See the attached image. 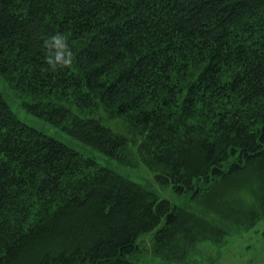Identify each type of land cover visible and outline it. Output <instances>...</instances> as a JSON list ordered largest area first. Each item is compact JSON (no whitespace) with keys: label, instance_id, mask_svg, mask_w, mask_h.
<instances>
[{"label":"trees","instance_id":"1","mask_svg":"<svg viewBox=\"0 0 264 264\" xmlns=\"http://www.w3.org/2000/svg\"><path fill=\"white\" fill-rule=\"evenodd\" d=\"M0 75L31 114L201 204L100 166L0 92V264L181 263L224 243L213 215H264V0H0ZM249 186L259 211L231 203Z\"/></svg>","mask_w":264,"mask_h":264},{"label":"rangeland","instance_id":"2","mask_svg":"<svg viewBox=\"0 0 264 264\" xmlns=\"http://www.w3.org/2000/svg\"><path fill=\"white\" fill-rule=\"evenodd\" d=\"M0 92L16 117L27 125L65 143L84 157L94 159L100 166L114 170L131 181L148 188L162 199H168L187 210H200L201 204L198 201L176 194L170 186L156 183L154 174L132 150L123 154L122 161L113 159L100 150L73 138L59 127L31 114L24 105L26 98L13 91L1 75ZM256 192L253 186L245 187L230 197L231 203H235L238 206L236 207L242 211L247 212L250 209H258L259 211ZM223 199L227 202L226 198ZM218 206H220V210L228 212L222 205ZM260 215L262 214L260 213ZM218 216L220 217V215ZM210 218L217 220L228 232L224 243L201 241L186 261L173 264H264V215L249 229L234 224H226L216 215ZM151 236V234H146L142 240L148 242L151 240ZM140 264H160V262L158 259L147 255L142 258Z\"/></svg>","mask_w":264,"mask_h":264},{"label":"clouds","instance_id":"3","mask_svg":"<svg viewBox=\"0 0 264 264\" xmlns=\"http://www.w3.org/2000/svg\"><path fill=\"white\" fill-rule=\"evenodd\" d=\"M68 62H69L68 59H64V60H62V64H66V63H68Z\"/></svg>","mask_w":264,"mask_h":264}]
</instances>
